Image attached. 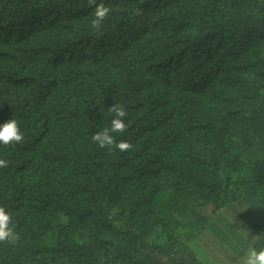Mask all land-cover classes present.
I'll use <instances>...</instances> for the list:
<instances>
[{
    "label": "trees",
    "instance_id": "trees-1",
    "mask_svg": "<svg viewBox=\"0 0 264 264\" xmlns=\"http://www.w3.org/2000/svg\"><path fill=\"white\" fill-rule=\"evenodd\" d=\"M0 0V264H203L215 215L264 201V0ZM113 104L130 151L100 148Z\"/></svg>",
    "mask_w": 264,
    "mask_h": 264
},
{
    "label": "clouds",
    "instance_id": "clouds-1",
    "mask_svg": "<svg viewBox=\"0 0 264 264\" xmlns=\"http://www.w3.org/2000/svg\"><path fill=\"white\" fill-rule=\"evenodd\" d=\"M88 3L90 6L94 5L95 18L92 20L91 26L93 29H99L111 9L103 2L96 3V0H88ZM110 111L114 113V117L111 119V122L108 123L109 126L94 133L91 139L100 148H109V150H111L114 146L120 152L130 151L133 145L129 141L121 140L117 143L116 138L113 135V133L123 134L126 132L128 128V124L125 122V117L128 115L127 111L119 104H113L110 107ZM23 138L19 123L15 118L12 117L8 121L0 124V145L7 146L20 143ZM7 165V160L0 159V168L7 167ZM14 228L15 224L12 221L11 213L8 212L4 206H0V242L16 243L18 235L14 231ZM240 261L241 264H264V247L259 250L254 246L247 247L244 250L243 255L240 257ZM225 264H233V261L228 259L225 261Z\"/></svg>",
    "mask_w": 264,
    "mask_h": 264
},
{
    "label": "crops",
    "instance_id": "crops-1",
    "mask_svg": "<svg viewBox=\"0 0 264 264\" xmlns=\"http://www.w3.org/2000/svg\"><path fill=\"white\" fill-rule=\"evenodd\" d=\"M236 203L242 205V210L246 208L247 212H250L245 223L248 227L246 228L245 226V231L248 233L243 231L244 229L238 233L236 229L230 227V234L225 233L224 229L221 233L219 232L218 237H213L209 232H218L219 227L215 222H210L206 227V243L210 244V247L206 249V260L209 259L208 255H211L212 257L214 255L219 256V253L223 255L225 253L226 256L233 261V264H241L240 257L243 255V252L247 247L254 246L257 250L264 247V201L245 199ZM236 203L226 206L225 208L233 211V207L237 205ZM242 220L244 219L242 218ZM235 227H238V225ZM209 250H212V253H210ZM211 261H215L214 264L219 263L216 259H212ZM223 264H225V261Z\"/></svg>",
    "mask_w": 264,
    "mask_h": 264
},
{
    "label": "rangeland",
    "instance_id": "rangeland-1",
    "mask_svg": "<svg viewBox=\"0 0 264 264\" xmlns=\"http://www.w3.org/2000/svg\"><path fill=\"white\" fill-rule=\"evenodd\" d=\"M237 205L233 207V211L225 208L222 209L220 212H218L216 214V216L214 217V219L211 221L215 222L218 227L219 230L218 232H209L212 234L213 237L215 236H219V232L221 233L222 230L225 229V233L230 234L231 231L229 229H231L230 227L236 229L238 231V233L241 231V229L245 230V226L247 227L246 220L250 215V212H247V209L244 208V210L241 209V206L239 203H236ZM242 217L244 220H242ZM243 221V222H242ZM238 227H235L237 226ZM228 228V229H227ZM213 239V238H211ZM191 251L192 253L195 255V257L200 260L203 264H211V263H215L212 262V259H216L219 263L218 264H223L224 261L227 260V256L224 253L221 254L219 253V256H212L208 255L209 259L206 260V249L210 247V244L206 243V229L203 231V233L197 238L195 239L192 243H191ZM210 253H212V250H209ZM229 259V258H228Z\"/></svg>",
    "mask_w": 264,
    "mask_h": 264
}]
</instances>
